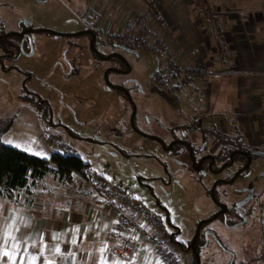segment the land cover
Wrapping results in <instances>:
<instances>
[{"label": "rangeland", "instance_id": "1", "mask_svg": "<svg viewBox=\"0 0 264 264\" xmlns=\"http://www.w3.org/2000/svg\"><path fill=\"white\" fill-rule=\"evenodd\" d=\"M74 1L79 4L77 10L72 8L74 5L69 0H0V35L2 31L40 29L31 33L29 44L24 46L30 51L28 55L18 53V57H2L5 51L0 45V115L9 116L0 121V129L7 125L10 114L20 108L22 97L38 111V106L30 102L36 96L29 94L32 99L28 101L30 98L26 92L47 100L58 125L51 127L55 135L47 130L45 137L52 140L53 134L56 136L53 138L75 149L90 163L92 168L87 170L85 177L81 175L82 180L88 183L93 174L100 173L112 185L159 215L170 231L177 227L181 231L178 239L187 243L196 233L199 222L218 212L217 201L209 194L216 176L207 164L202 168L186 164L185 155L182 156L185 161L172 160L162 145L160 147L157 141L143 134L146 131L167 136L170 131L165 126L173 122L189 123L194 113V100L178 110L173 108L171 100L152 80L157 59L149 47L142 45H135L129 53L123 52L131 65V72L110 71L108 80L101 73L98 81L76 79L72 82L69 75L73 68L69 62L72 60L76 64L81 60L79 50L74 49L79 39L65 34L82 27L81 20L85 25L89 24V10L100 11L98 4L101 0ZM79 10L81 16L76 12ZM12 39L18 40L17 37ZM112 49L115 46L111 43L102 47L104 52L111 53ZM93 56L91 54L92 65L103 62L109 67L121 66L116 65V57L100 60ZM122 83L129 87H124V92L114 88ZM228 93L220 92L213 98L212 114L210 118L207 116L208 120L203 119L205 124L212 122L214 117L215 122L218 119L217 124L224 120L226 125L235 126L233 86ZM215 132L220 134L218 130ZM216 142V146L225 143L221 134ZM231 169L227 170L231 172ZM246 173V177L242 175L243 178L233 183L219 185L216 191L218 200L225 201L230 207L235 205L246 213L243 224L226 226L227 219L233 222L238 218L229 211L226 217L213 219L202 233L213 229L217 245L227 251L225 260L229 256L236 257V264H244L245 260L247 264H264V157L257 156L252 160ZM79 175L75 173L74 176ZM89 188L94 191L91 186ZM251 224L257 228L246 231ZM210 238L214 240V236ZM257 245L261 254L258 259L255 258Z\"/></svg>", "mask_w": 264, "mask_h": 264}, {"label": "crops", "instance_id": "2", "mask_svg": "<svg viewBox=\"0 0 264 264\" xmlns=\"http://www.w3.org/2000/svg\"><path fill=\"white\" fill-rule=\"evenodd\" d=\"M69 1L77 10L79 4ZM147 2L101 0L98 4L102 14L101 25L113 32L121 31L126 20ZM159 9L168 20V29L164 30L166 36L175 45L197 46L201 51L199 62L212 72L208 78L211 114L213 98L220 92L227 95L232 86L234 88L235 126L226 125L224 120L217 124L218 119L215 122L212 116V122L205 125L264 150V0H163ZM17 39L20 40V36ZM18 40L11 39L7 43L19 46ZM21 48L23 52H18L20 55L30 54L24 46ZM79 55L81 60L76 64L72 60L69 62L73 68L69 79L72 82L76 79L98 81L101 73L103 75V66H96L95 62L92 65L91 54L87 50H80ZM62 87L66 88L64 84ZM19 102L20 108L10 114L12 123L1 133L0 140L19 145L18 148L31 154H40L36 156L49 158L54 151V143L45 137L39 114L23 97ZM172 106L178 110L174 103ZM7 117L0 115V120ZM51 131L54 133L52 128ZM190 136L195 142L201 139L197 131H191ZM75 173H72V183L50 173L38 180L30 191L17 189L11 196L0 194V253L5 248L12 250V244L19 242L21 248L15 250L18 253L16 264H30V256L38 257L36 264H46L49 260L54 264H101L105 258L108 264L114 261L158 264L151 249L144 244L130 258L113 251L115 246L123 243L122 237L113 232L114 214L99 198H92L90 185L82 180L81 175L76 173L79 177L74 176ZM255 228V224H251L245 230L252 232ZM167 231L170 232L168 228ZM9 232L15 240L8 236ZM56 247L60 248L59 253L54 251ZM101 248H106V251L101 252ZM205 252V264H236V257L227 255L228 260H225L227 251L215 242L211 241ZM255 252L258 259L261 256L258 245ZM192 258L190 251L181 249L184 264H192ZM247 263L245 260L244 264ZM0 264L13 262L11 258L0 255Z\"/></svg>", "mask_w": 264, "mask_h": 264}, {"label": "built area", "instance_id": "3", "mask_svg": "<svg viewBox=\"0 0 264 264\" xmlns=\"http://www.w3.org/2000/svg\"><path fill=\"white\" fill-rule=\"evenodd\" d=\"M162 1L148 0L126 20L121 31L113 32L101 25L100 12L92 9L88 12L91 22L86 26L104 40L149 47L157 59L154 82L161 93L171 100L177 109L193 99L192 116L207 118L211 113L208 78L212 72L199 62L201 51L197 46L175 45L174 41L166 36L164 30L168 29L169 24L159 9ZM262 108L264 116V102ZM53 137L56 136L51 137L54 150L62 153L71 150L60 139ZM88 184L94 190L92 198H99L114 214L113 232L123 240L122 244L113 248L116 254L130 258L135 250L144 244L151 249L158 264H184L178 244L171 239L158 215L99 174H93Z\"/></svg>", "mask_w": 264, "mask_h": 264}, {"label": "flooded vegetation", "instance_id": "4", "mask_svg": "<svg viewBox=\"0 0 264 264\" xmlns=\"http://www.w3.org/2000/svg\"><path fill=\"white\" fill-rule=\"evenodd\" d=\"M80 22L82 24V27H80L76 31H71L70 33L67 32V34H65V36H70V37L77 36V38L79 39V41H76V44L74 43L75 44L74 49H78L79 51L87 50L89 54L94 55L96 58H99L100 60L101 59L106 60V59H109L110 57H116L117 58L116 65L121 64V66L119 65V66L114 67L115 65H112L111 67H109L107 65L102 64L103 62H95L96 66H99V65L103 66L104 68L103 75L105 74L106 70H109L108 73L110 71H116L119 73L120 72L122 73L131 72V69H132L131 65L129 64L125 55H123V52L129 53L133 51V47L135 45H124V44H120L117 42L101 39L98 36V34L92 29L88 28L82 22V20ZM43 31L53 33L55 35H61L60 33L54 32L52 30L46 29ZM29 36H31V34H29ZM20 38L21 39H20L19 46H17L19 53L23 52V49L21 47L26 46L30 42V37H28L27 35L20 36ZM106 43L114 44L115 49H112L113 52L111 53L104 52L102 50L103 45H105ZM92 45L95 48H93ZM121 46H125V48H121ZM11 54H14V53L13 52L9 53V55ZM104 56H109V57L103 58ZM108 73H107V76H108ZM154 75L155 73L152 74V80H153V83L158 88L157 84L154 82ZM124 87H127L124 83H122L121 86L119 84H117V86H114V88H118L119 90H121V92H124L123 90ZM134 115H135V112L133 116ZM203 119H208V117L207 118H197V117L191 116L189 123L186 121L185 123L182 122L179 124L165 126V127H168L167 129L170 131L169 135L167 136L153 135L152 133H148L146 131H144L145 133L143 134L145 137L151 138L157 141L160 144V147L162 145L163 151L166 154L170 155L172 160L185 161V159H187L188 163L186 164L190 163L193 166L195 167L198 166L200 168H202L204 164H207V167L216 176V180L214 184L212 185L211 189L209 190V194L211 195V192L213 190V194L215 198H213L212 196L211 197L217 201L218 212L212 214L211 217L209 218L201 220L199 222V224H201L199 233L196 235L198 226H199L198 224L197 230L194 236L187 243L183 242V245L187 246L191 251L192 249L190 247L193 241L195 243V246L197 247V250H198V247L201 248L200 251L198 250L199 253L203 251L202 255L200 254L201 264L203 263V258L205 257L204 256L205 249L208 247L211 241L218 244V239L213 229H207L204 233H202L206 225H208L211 221H213L212 218L214 216H216V218L226 217L229 211H233V214L236 215L238 218L236 221H233V222H229L227 219L225 221L226 226L236 227V226L243 224V221L245 220L246 213L241 212L237 206L232 205L230 207L225 201H221L217 199L216 191H217L218 186L221 184L233 183L238 178L246 177L247 176L246 171L249 170L252 160H254L257 156L264 157V150H260L258 148L249 146L248 144L242 142L241 138H237L236 136L234 137L230 134H227V132H220L222 139L225 143L221 144L220 146H216L215 142L217 141L220 134L215 132L216 130L215 127L206 126ZM191 131L193 132L197 131L201 135L200 136L201 139L198 142H195V140L190 136ZM259 152H262V153H259ZM182 156H184L185 159L182 158ZM248 163L249 165L247 166ZM229 168L230 169L232 168L231 172L227 170ZM226 172L228 173V175L225 176ZM242 175L244 176L241 177ZM221 203H225L227 206L223 211L220 205ZM162 223L165 229L167 230V226L165 225L163 220H162ZM168 223L171 224L169 219H168ZM180 232L181 231L177 227H174L173 231H170L168 234L171 237V239L175 240L176 242H182L178 239ZM210 236L212 237L214 236V240L210 238Z\"/></svg>", "mask_w": 264, "mask_h": 264}, {"label": "trees", "instance_id": "5", "mask_svg": "<svg viewBox=\"0 0 264 264\" xmlns=\"http://www.w3.org/2000/svg\"><path fill=\"white\" fill-rule=\"evenodd\" d=\"M4 34H6V31H2L1 35ZM6 37L8 39H6ZM13 37H17V35H4L0 39V45H2L5 51V54H3L2 57L18 56V50H16L17 46L7 43V40H11ZM12 52L14 54L9 55V53ZM26 94L30 98L28 101L32 99L29 94L38 97L37 99L34 97V100H31L30 102H33V104L38 106L37 113L41 114V116L39 114V117L42 124H45L44 131L46 132L49 130L50 133H52L51 127L58 125V123L54 122L51 104L35 93L26 92ZM12 120L13 118H9L7 125L0 129V135L10 127ZM52 136L53 134L51 137ZM88 169H90V163L85 161L75 149H71L69 152L65 153L54 150L49 158H42L26 152L16 146L6 144L0 140L1 195L11 196L13 191L17 189L30 191V188L35 186L38 180L43 179L45 175L50 173H55L58 175L59 179L64 182L72 183V173L76 172L77 174L85 177ZM100 176L103 177L102 175ZM176 243L178 244L180 250L186 249L192 253V264H195V255L193 252L187 246H184L183 242ZM200 249L201 248L198 247L199 251ZM202 252L203 251L200 252L201 255Z\"/></svg>", "mask_w": 264, "mask_h": 264}, {"label": "snow or ice", "instance_id": "6", "mask_svg": "<svg viewBox=\"0 0 264 264\" xmlns=\"http://www.w3.org/2000/svg\"><path fill=\"white\" fill-rule=\"evenodd\" d=\"M9 143H11V141H9ZM16 146L19 147V145H16ZM36 155H40V154L39 153H36ZM108 179L111 180L112 178L111 177H108ZM8 236L11 237L13 240H15V237H12V233L11 232L8 233ZM54 238L58 239L59 237L58 236H55ZM72 243L75 244L76 243V240L73 239L72 240ZM19 248H21V244L19 242H14L12 244V250H9V249L5 248L2 251V253H0V255H2L3 257H9V258H11L13 264H16V257L18 255V253L15 250L16 249H19ZM54 251L56 253H59L61 250H60L59 247H56L54 249ZM100 251L101 252H104V251H106V248H101ZM37 259H38L37 256H30V264H36ZM46 264H54V261L49 260V261L46 262ZM101 264H108L107 259L106 258L105 259H102L101 260ZM113 264H125V262L124 261H114Z\"/></svg>", "mask_w": 264, "mask_h": 264}, {"label": "water", "instance_id": "7", "mask_svg": "<svg viewBox=\"0 0 264 264\" xmlns=\"http://www.w3.org/2000/svg\"><path fill=\"white\" fill-rule=\"evenodd\" d=\"M43 30H46V29H43ZM35 31H40V29H39V30H36V29H32V28H27V29H24L22 32H13V31H11V32H7V33L4 34V35L16 34V35H18V36H24V35H27L28 37H30L29 34H31L32 32H35ZM4 35H0V39H1L2 36H4ZM92 47L95 48L93 45H92ZM121 48H125V46H121ZM94 50H95V49H94ZM116 55H118V54H116ZM107 57H109V56H104L103 58H107ZM108 71H109V70H106V72H105V74H104L106 80H108V78H107V73H108ZM115 86H117V85H115ZM132 118H133V115H132V117H131V120H133ZM259 153H262V152H259ZM249 163H250V162H249ZM249 163L247 164V166L249 165ZM211 196H212L213 198H215V197H214V194H213V190H212V192H211ZM220 205H221V207H222V211L227 207L225 203H221ZM214 218H216V216H214L212 219H214ZM200 225H201V224H199V226H198V230H197L196 235H197V234L199 233V231H200ZM196 235H195V236H196ZM190 248L192 249V251L194 252V255H195V264H201V255H200L199 251L197 250V247L195 246L194 241H193V243H192V245H191Z\"/></svg>", "mask_w": 264, "mask_h": 264}]
</instances>
